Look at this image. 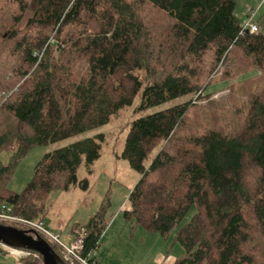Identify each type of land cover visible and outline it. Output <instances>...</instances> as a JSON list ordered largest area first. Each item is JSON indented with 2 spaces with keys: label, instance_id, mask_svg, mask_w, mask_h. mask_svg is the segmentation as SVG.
<instances>
[{
  "label": "trees",
  "instance_id": "obj_1",
  "mask_svg": "<svg viewBox=\"0 0 264 264\" xmlns=\"http://www.w3.org/2000/svg\"><path fill=\"white\" fill-rule=\"evenodd\" d=\"M237 6L238 0H0V153L11 152L8 163L0 161V212L45 223L51 192L79 183L80 165L89 168L101 156L106 136L47 152L16 192L9 183L32 148L108 124L138 93V110L187 97L130 122L122 157L141 177L124 216L166 238L175 231L185 250L176 264H264V12L260 32L241 33ZM217 79L231 81L220 100L206 93ZM194 95L209 100L201 105ZM76 226L79 255L96 264L107 226L102 213ZM29 251L8 264H44Z\"/></svg>",
  "mask_w": 264,
  "mask_h": 264
},
{
  "label": "rangeland",
  "instance_id": "obj_2",
  "mask_svg": "<svg viewBox=\"0 0 264 264\" xmlns=\"http://www.w3.org/2000/svg\"><path fill=\"white\" fill-rule=\"evenodd\" d=\"M247 5L258 9L256 21L264 12V0H238L235 13L243 25L247 19L245 10ZM225 69V64L219 65L214 75L220 79ZM255 72L251 71L240 77H248ZM219 79L209 85L206 91V93L214 92L211 97L214 100H220L229 94L227 86L231 81ZM192 97L194 102L201 105H206L209 100L199 98L198 95ZM186 98L138 110L141 100V93H138L132 105L122 110L118 116L113 117L108 124L58 142L32 148L17 165L9 187L16 192H21L33 178L36 165L47 152L83 138L104 133L106 141L103 144L102 154L91 167L88 168L84 162L80 165L77 172L79 183L72 185L68 190L51 192L47 200L50 212L44 226L46 227L47 224L54 234L60 235L61 240L69 244V235L77 224H84L102 213L107 226L101 244L94 253L96 264H176L185 250L181 244L174 242L175 231L169 238H166L159 232L150 231L141 225L127 221L124 216V211L131 208L130 191L139 181L141 173L131 166L128 159L122 157V153L131 121L179 103ZM233 118L235 119L234 115L227 118L231 129H234ZM10 156L11 152L5 150L0 153V161L8 163ZM85 179L88 181L86 186ZM194 212L195 208L189 212L180 225L188 222ZM14 217V219L0 221L26 229L33 227L31 224L18 220L16 216ZM32 222L39 224L41 221ZM39 233L60 246L64 255L67 256L66 250L56 240L47 236L42 230H39ZM68 257L70 258L69 255ZM72 259L75 264H83L75 258ZM8 263H17V261L7 253L0 251V264Z\"/></svg>",
  "mask_w": 264,
  "mask_h": 264
},
{
  "label": "built area",
  "instance_id": "obj_3",
  "mask_svg": "<svg viewBox=\"0 0 264 264\" xmlns=\"http://www.w3.org/2000/svg\"><path fill=\"white\" fill-rule=\"evenodd\" d=\"M246 13H247V19L246 22L243 25V28L241 30V33H245V31H249V32H260L261 31V27L259 26V24L256 21V16H257V12L258 9H256L253 6L247 5L246 8ZM14 216L9 215L8 213L2 211L0 212V219H4V220H8V219H14ZM18 218V217H17ZM16 218V219H17ZM18 220L31 224L33 227L31 228H35L36 230H42L45 234H47V236L51 237L52 239L56 240L65 250H66V254H67V258L71 261H73L72 258H75L79 261H81L83 264H89L87 262V260L83 259L80 255H79V251L82 249V238L79 239H73L72 235H69V244L64 243L61 238L60 235L58 234H54L52 232V230L46 228L44 226L43 222H40L39 224L37 223H33L32 221L26 220V219H22V218H18ZM0 251H5L9 256L13 257L14 259H16L17 263H20V261L27 257L28 255H30V251L27 249H20V248H15L12 246H9L7 244H4L2 242H0ZM68 255L70 256V258L68 257Z\"/></svg>",
  "mask_w": 264,
  "mask_h": 264
},
{
  "label": "water",
  "instance_id": "obj_4",
  "mask_svg": "<svg viewBox=\"0 0 264 264\" xmlns=\"http://www.w3.org/2000/svg\"><path fill=\"white\" fill-rule=\"evenodd\" d=\"M0 242L39 253L44 264H66L51 243L35 228L21 229L0 223Z\"/></svg>",
  "mask_w": 264,
  "mask_h": 264
}]
</instances>
